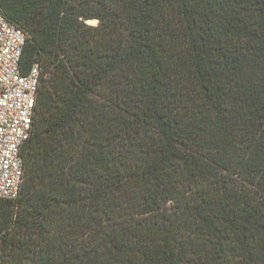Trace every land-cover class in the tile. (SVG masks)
<instances>
[{
	"label": "trees",
	"instance_id": "1",
	"mask_svg": "<svg viewBox=\"0 0 264 264\" xmlns=\"http://www.w3.org/2000/svg\"><path fill=\"white\" fill-rule=\"evenodd\" d=\"M0 9L41 68L0 264H264V0Z\"/></svg>",
	"mask_w": 264,
	"mask_h": 264
},
{
	"label": "built area",
	"instance_id": "2",
	"mask_svg": "<svg viewBox=\"0 0 264 264\" xmlns=\"http://www.w3.org/2000/svg\"><path fill=\"white\" fill-rule=\"evenodd\" d=\"M27 35L0 9V201L16 199L25 177L23 148L29 140L37 103L41 68L27 75L21 59Z\"/></svg>",
	"mask_w": 264,
	"mask_h": 264
},
{
	"label": "rangeland",
	"instance_id": "3",
	"mask_svg": "<svg viewBox=\"0 0 264 264\" xmlns=\"http://www.w3.org/2000/svg\"><path fill=\"white\" fill-rule=\"evenodd\" d=\"M88 24H90L92 26H96L97 25V21H90V22H88Z\"/></svg>",
	"mask_w": 264,
	"mask_h": 264
}]
</instances>
